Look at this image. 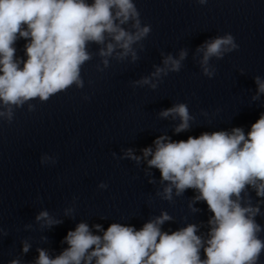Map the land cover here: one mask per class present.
<instances>
[{"label": "clouds", "instance_id": "1", "mask_svg": "<svg viewBox=\"0 0 264 264\" xmlns=\"http://www.w3.org/2000/svg\"><path fill=\"white\" fill-rule=\"evenodd\" d=\"M196 2L205 5L208 0ZM150 32L151 26L142 24L134 0H0V117L11 124L16 109L27 104L29 112L35 110L30 101L46 102L73 85L82 89L81 69L93 59L90 44L99 46V72L109 67L110 58L123 62L131 56V62H136L139 56L134 46L143 51L142 41ZM18 38L28 41L26 59L16 57ZM238 47L231 34L206 41L197 48L203 53L202 74L213 78L210 59H223ZM186 56V50L180 51L179 59L167 55L163 67H156L151 77L133 82V87L149 85L155 90L162 77L180 72ZM152 78L157 82L152 83ZM255 83L253 100L264 94V81L256 76ZM160 116L180 118L176 133L188 130L194 119L185 103L163 110ZM154 145L155 150L149 147L142 152L145 158L151 156L148 167L158 169L162 182H167L157 195L171 202L173 189L176 196L194 189L198 195L189 207L203 201L212 213L208 238L197 235L195 224L171 233L162 231L161 225L172 219L167 212L139 230L121 223H111L106 230L94 225L102 235L80 222L67 233L64 242L68 247L61 254L52 258L38 249L35 264H258L264 252V240L258 235L264 227L256 221L260 205H253L250 196L243 202L242 193L250 187L264 200V113L247 134L235 127L231 132H204L179 141L160 136ZM125 155L139 163L140 157L132 149ZM36 220L48 227L61 223L47 211L40 212ZM29 247L25 242L23 252ZM11 264L20 261L14 259Z\"/></svg>", "mask_w": 264, "mask_h": 264}]
</instances>
